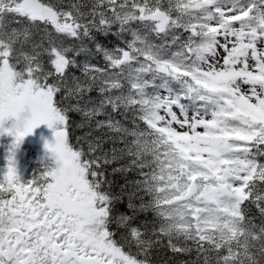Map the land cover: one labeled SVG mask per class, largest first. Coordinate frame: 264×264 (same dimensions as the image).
<instances>
[{
  "label": "snow or ice",
  "instance_id": "obj_1",
  "mask_svg": "<svg viewBox=\"0 0 264 264\" xmlns=\"http://www.w3.org/2000/svg\"><path fill=\"white\" fill-rule=\"evenodd\" d=\"M0 264H264V0H0Z\"/></svg>",
  "mask_w": 264,
  "mask_h": 264
},
{
  "label": "flooded vegetation",
  "instance_id": "obj_2",
  "mask_svg": "<svg viewBox=\"0 0 264 264\" xmlns=\"http://www.w3.org/2000/svg\"><path fill=\"white\" fill-rule=\"evenodd\" d=\"M28 147H29V149L31 150V153H32V148H31V145H30V146H28ZM30 160H33V161H34V158H33L32 154H31Z\"/></svg>",
  "mask_w": 264,
  "mask_h": 264
},
{
  "label": "rangeland",
  "instance_id": "obj_3",
  "mask_svg": "<svg viewBox=\"0 0 264 264\" xmlns=\"http://www.w3.org/2000/svg\"><path fill=\"white\" fill-rule=\"evenodd\" d=\"M28 146H30V145H28ZM32 148H34V149H35V145H32ZM33 158H34V160H35V156H33Z\"/></svg>",
  "mask_w": 264,
  "mask_h": 264
},
{
  "label": "bare ground",
  "instance_id": "obj_4",
  "mask_svg": "<svg viewBox=\"0 0 264 264\" xmlns=\"http://www.w3.org/2000/svg\"><path fill=\"white\" fill-rule=\"evenodd\" d=\"M32 151L34 152V150L32 149Z\"/></svg>",
  "mask_w": 264,
  "mask_h": 264
}]
</instances>
